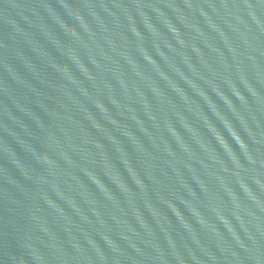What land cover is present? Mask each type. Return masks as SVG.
<instances>
[{
	"label": "water",
	"instance_id": "obj_1",
	"mask_svg": "<svg viewBox=\"0 0 264 264\" xmlns=\"http://www.w3.org/2000/svg\"><path fill=\"white\" fill-rule=\"evenodd\" d=\"M0 264H264V0H0Z\"/></svg>",
	"mask_w": 264,
	"mask_h": 264
}]
</instances>
